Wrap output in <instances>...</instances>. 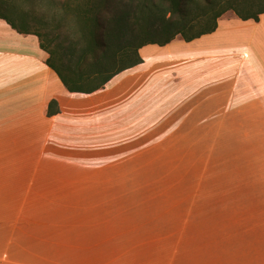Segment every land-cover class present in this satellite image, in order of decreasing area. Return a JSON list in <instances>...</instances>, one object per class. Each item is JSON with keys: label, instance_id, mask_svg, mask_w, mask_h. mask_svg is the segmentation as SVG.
<instances>
[{"label": "rangeland", "instance_id": "374dc122", "mask_svg": "<svg viewBox=\"0 0 264 264\" xmlns=\"http://www.w3.org/2000/svg\"><path fill=\"white\" fill-rule=\"evenodd\" d=\"M38 3L14 0L10 18L54 27L59 14ZM236 18L228 11L218 21ZM62 25L68 32L73 19ZM233 36L251 43L250 62L264 54V18ZM215 126L198 128L202 141L188 134L136 163L92 167L88 180L69 187L8 180L2 171L13 158L0 157V264H241L244 251L253 259L264 240V189L250 172L264 166L249 156L240 126L227 130L220 120L217 140ZM174 143L187 154L178 156Z\"/></svg>", "mask_w": 264, "mask_h": 264}, {"label": "crops", "instance_id": "0c3cea01", "mask_svg": "<svg viewBox=\"0 0 264 264\" xmlns=\"http://www.w3.org/2000/svg\"><path fill=\"white\" fill-rule=\"evenodd\" d=\"M263 18L218 21L213 33L191 42L177 37L163 47L146 45L141 64L91 94L66 91L38 39L0 19V157L13 158L5 178L69 187L66 182L88 180L92 167L113 166L116 158L136 163L188 134L202 141L204 123L216 125L217 140L220 120L227 130L240 126L249 156L259 155L264 166V54L250 62L251 43L233 36ZM51 101L58 113L48 117ZM174 148L187 154L186 144ZM250 175L264 189V169ZM258 214L264 220V211ZM258 231L263 238L264 229ZM258 247L253 259L244 251L241 264H264V240Z\"/></svg>", "mask_w": 264, "mask_h": 264}, {"label": "trees", "instance_id": "16d2710c", "mask_svg": "<svg viewBox=\"0 0 264 264\" xmlns=\"http://www.w3.org/2000/svg\"><path fill=\"white\" fill-rule=\"evenodd\" d=\"M13 1H0V19L20 35L35 36L48 55L46 65L66 91L79 94L96 92L141 64L139 50L146 45L163 47L176 37L191 42L211 34L228 11L242 21L258 22L264 14V1L253 0H38L59 17L54 27L41 20L36 28L26 15L17 22L10 18L16 15ZM70 17L73 29L63 32ZM57 113L51 101L46 115Z\"/></svg>", "mask_w": 264, "mask_h": 264}]
</instances>
